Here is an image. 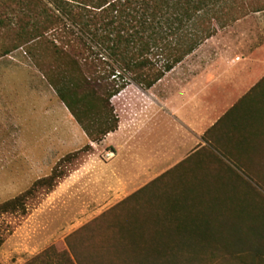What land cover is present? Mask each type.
I'll return each mask as SVG.
<instances>
[{
	"label": "trees",
	"instance_id": "trees-1",
	"mask_svg": "<svg viewBox=\"0 0 264 264\" xmlns=\"http://www.w3.org/2000/svg\"><path fill=\"white\" fill-rule=\"evenodd\" d=\"M227 1L0 0V34L15 36V43L4 53L32 43L52 49L48 82L90 142L100 143L119 126L112 99L130 81L151 87L214 34L218 28L211 20L217 21V9ZM49 32L54 39H48ZM171 35H190L193 42L182 48L185 39H177L176 52L151 75L158 62L149 55L164 50ZM28 49L32 53L33 46ZM247 100L249 111L258 113L253 121L258 132L252 136L259 151L246 154L258 157V167L240 166L232 158L243 153L226 151L210 142L207 133L209 145L73 232L67 248L50 246L26 264H214L219 258L264 264V78L240 102ZM90 142L61 158L49 175L37 179L27 191L0 203V211L26 213L25 200L34 188H52L64 176L60 162L89 151ZM130 202L137 212L147 209L144 219L132 211L112 216ZM90 236L101 238L100 243L85 244ZM2 243L0 237V247Z\"/></svg>",
	"mask_w": 264,
	"mask_h": 264
},
{
	"label": "rangeland",
	"instance_id": "rangeland-1",
	"mask_svg": "<svg viewBox=\"0 0 264 264\" xmlns=\"http://www.w3.org/2000/svg\"><path fill=\"white\" fill-rule=\"evenodd\" d=\"M222 7L223 10L218 11ZM256 10L264 11V0H228L218 7V19L211 20V24L223 32L236 18ZM53 35L49 32L48 39H54ZM200 36L192 35L194 39ZM14 37L0 34V203L27 191L37 179L49 175L61 158L90 142L47 80L46 73L54 61L52 49L32 43L4 53L15 43ZM183 38L182 48L193 42L190 35H171L169 44L164 42V50L155 49L149 55L158 62L150 71L151 75L160 69L171 52H176L174 42ZM31 45L33 49L29 53ZM90 143L89 151L60 162L64 176L57 179L52 188L43 185L34 188L25 200L26 213L0 211V237L3 239L0 264H26L53 245L58 249L67 248L69 235L146 184V176L134 177L129 172L143 173L141 164L159 160L157 155L145 152L141 153L137 164L131 166L124 158L119 165L113 162L115 153L110 145L103 141ZM174 162L172 160L170 165ZM237 170L243 174L242 169ZM144 210L147 209L137 212L136 204L130 202L112 216L123 217L132 211L144 219ZM100 239L90 236L84 242L94 246ZM207 263L210 262L200 264ZM214 264L239 262L219 258Z\"/></svg>",
	"mask_w": 264,
	"mask_h": 264
},
{
	"label": "crops",
	"instance_id": "crops-1",
	"mask_svg": "<svg viewBox=\"0 0 264 264\" xmlns=\"http://www.w3.org/2000/svg\"><path fill=\"white\" fill-rule=\"evenodd\" d=\"M263 16L256 10L223 32L217 29L149 88L130 81L112 101L119 126L103 140L115 153L113 162L120 165L125 158L132 166L141 153L157 155L156 162L141 164L143 173L129 172L146 176L147 184L209 145L208 133L210 142L243 153L232 158L240 166L258 167V157L246 154L259 151L252 136L258 132L253 122L258 113L249 111L248 100L240 101L264 78Z\"/></svg>",
	"mask_w": 264,
	"mask_h": 264
},
{
	"label": "built area",
	"instance_id": "built-area-1",
	"mask_svg": "<svg viewBox=\"0 0 264 264\" xmlns=\"http://www.w3.org/2000/svg\"><path fill=\"white\" fill-rule=\"evenodd\" d=\"M120 73V72H119Z\"/></svg>",
	"mask_w": 264,
	"mask_h": 264
}]
</instances>
